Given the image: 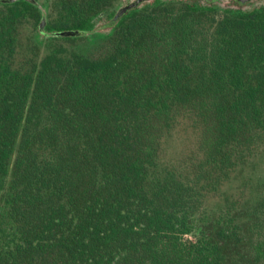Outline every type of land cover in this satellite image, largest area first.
Wrapping results in <instances>:
<instances>
[{"label": "trees", "instance_id": "16d2710c", "mask_svg": "<svg viewBox=\"0 0 264 264\" xmlns=\"http://www.w3.org/2000/svg\"><path fill=\"white\" fill-rule=\"evenodd\" d=\"M124 1L0 2V264H264V0Z\"/></svg>", "mask_w": 264, "mask_h": 264}, {"label": "water", "instance_id": "95a60500", "mask_svg": "<svg viewBox=\"0 0 264 264\" xmlns=\"http://www.w3.org/2000/svg\"><path fill=\"white\" fill-rule=\"evenodd\" d=\"M4 1H15V0H4ZM32 3H34V0H28ZM146 0H133L123 6H121L119 9H117V11L115 12V14L110 18V20L107 22V25H112L114 24L126 11H128L131 8H135L136 6H138L140 3L144 2ZM238 3L240 4H244L248 1H252V0H236ZM44 26H45V16L43 14L40 24H39V29L40 31L45 34V35H56V36H81V35H85L87 34L86 31H80V30H62V31H55L52 33H46L44 30Z\"/></svg>", "mask_w": 264, "mask_h": 264}, {"label": "flooded vegetation", "instance_id": "af4514ba", "mask_svg": "<svg viewBox=\"0 0 264 264\" xmlns=\"http://www.w3.org/2000/svg\"><path fill=\"white\" fill-rule=\"evenodd\" d=\"M15 1H17V0H15ZM26 1H28V0H26ZM46 1L47 0H34V4H39V5H41L42 3H46ZM131 1H133V0H125V2H123V3H121L119 6H118V8L117 9H119L121 6H123V5H125V4H127V3H129V2H131ZM253 1V0H252ZM0 2H9V1H4V0H0ZM11 2H13V1H11ZM30 2V1H29ZM248 2H250V1H248ZM248 2H246V3H248ZM32 3V2H31ZM137 7V6H136ZM135 7V8H136ZM117 9L115 10V12L117 11ZM132 9V8H131ZM130 10V9H129ZM115 12H114V14H115ZM127 12V11H126ZM125 12V13H126ZM124 13V14H125ZM113 14V15H114ZM46 23V22H45ZM40 24V23H39ZM44 28H45V26H44ZM40 30V29H39Z\"/></svg>", "mask_w": 264, "mask_h": 264}, {"label": "rangeland", "instance_id": "374dc122", "mask_svg": "<svg viewBox=\"0 0 264 264\" xmlns=\"http://www.w3.org/2000/svg\"><path fill=\"white\" fill-rule=\"evenodd\" d=\"M125 2V1H124ZM175 148H177L178 149V147L177 146H175ZM172 149H174V148H172Z\"/></svg>", "mask_w": 264, "mask_h": 264}]
</instances>
